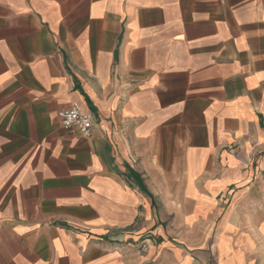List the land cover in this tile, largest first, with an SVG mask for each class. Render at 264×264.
I'll return each instance as SVG.
<instances>
[{"label": "crops", "instance_id": "1", "mask_svg": "<svg viewBox=\"0 0 264 264\" xmlns=\"http://www.w3.org/2000/svg\"><path fill=\"white\" fill-rule=\"evenodd\" d=\"M0 264H264V0H0Z\"/></svg>", "mask_w": 264, "mask_h": 264}, {"label": "built area", "instance_id": "2", "mask_svg": "<svg viewBox=\"0 0 264 264\" xmlns=\"http://www.w3.org/2000/svg\"><path fill=\"white\" fill-rule=\"evenodd\" d=\"M59 121L63 128H75L82 136H89L92 128V114L81 109L78 103H73L69 107L63 108L59 112ZM147 244L141 242L140 251H145Z\"/></svg>", "mask_w": 264, "mask_h": 264}]
</instances>
